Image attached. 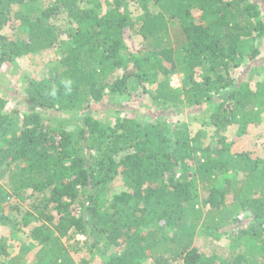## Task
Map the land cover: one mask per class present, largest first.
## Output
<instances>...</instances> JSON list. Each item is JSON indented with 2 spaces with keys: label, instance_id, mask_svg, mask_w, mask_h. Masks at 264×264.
Segmentation results:
<instances>
[{
  "label": "trees",
  "instance_id": "1",
  "mask_svg": "<svg viewBox=\"0 0 264 264\" xmlns=\"http://www.w3.org/2000/svg\"><path fill=\"white\" fill-rule=\"evenodd\" d=\"M262 4L0 0V88L54 55L27 111L0 99V264H264V137L237 147L264 132ZM136 88L151 109L124 113Z\"/></svg>",
  "mask_w": 264,
  "mask_h": 264
},
{
  "label": "rangeland",
  "instance_id": "2",
  "mask_svg": "<svg viewBox=\"0 0 264 264\" xmlns=\"http://www.w3.org/2000/svg\"><path fill=\"white\" fill-rule=\"evenodd\" d=\"M262 3H264V0H262ZM260 9L262 11V15H263V22H264V4H262V6H260ZM125 46L127 47V50L132 52L135 50V48L138 46V40L134 39V38H126L125 39ZM261 53L260 56L257 57L251 64H250V69H257L259 67H262V65L264 64V39H263V43L261 45ZM43 61L38 62V59L34 60L32 63L30 60L28 59H21L19 61H16L18 68L21 67L22 69H18L17 67H9L7 70L4 71V81L1 82L3 85L0 88V99H2L3 97L6 98L7 104L5 105L4 111L7 113H10L12 110L14 111H18L20 113L27 111L29 108L27 107V105L25 103H23L21 101V97L18 96V90H20L22 87H24V73H26V71L28 72H34L33 74L37 75V76H43L46 74V72L48 71V67L51 65L50 59H53L54 55L45 53L43 54ZM33 64V66H31ZM34 68V70L32 69ZM26 70V71H25ZM248 72V68L243 69L242 72H239L238 75H236L237 77H240L241 74L245 75L248 77L247 73L245 74V72ZM238 72V71H237ZM249 78L253 80H259L261 78V76L259 77L257 75V73L254 71L251 75H249ZM180 81L181 78L180 76H174L171 80V85L174 87H178L180 86ZM135 86V85H134ZM135 91V92H134ZM131 92H134L130 95V97L128 99H122V103L125 105V110L123 111L124 113L128 112L130 110H132L131 107H136L139 108L141 106V102L139 99H143L142 101V105H148V109L150 110L151 107L149 106V100H148V96L147 95H141L139 96V94L141 93L140 90H138V88H136V90L131 89ZM105 106V105H103ZM93 107V106H92ZM39 110V109H37ZM93 111V110H91ZM101 110H97L98 114L95 116L97 119H104L105 117H108L107 119H110L113 121L112 118V114H108V112L106 111H102L99 112ZM200 111L196 110L195 112H193V114H198ZM42 114L45 119H50L52 116L54 118V114L53 113H45L42 112L40 113ZM182 121H186L187 122H191L192 119H183L181 118ZM194 125V123H192ZM192 128L198 129L197 127L193 126ZM262 132V131H261ZM250 139H249V143L245 142V143H237V147L240 148H246L248 146H253V147H257L259 145V142L263 139L264 137V132H262L261 134H256L254 131L250 132ZM262 136V137H261ZM260 137V138H257ZM257 138V139H256ZM259 139V141H258ZM247 143V144H246ZM0 236H9V232L6 231V228H0ZM9 251L13 254V255H22L25 260H27V262H30L33 259V255L35 253V247L33 245L30 244H25L24 247H20V245H18V242L16 240H10L9 241ZM196 245L202 249V250H206L207 249V239L206 238H202V237H198L196 240ZM20 248L25 249V254L22 253V250H20ZM74 256V255H73Z\"/></svg>",
  "mask_w": 264,
  "mask_h": 264
},
{
  "label": "clouds",
  "instance_id": "3",
  "mask_svg": "<svg viewBox=\"0 0 264 264\" xmlns=\"http://www.w3.org/2000/svg\"><path fill=\"white\" fill-rule=\"evenodd\" d=\"M54 94V93H53Z\"/></svg>",
  "mask_w": 264,
  "mask_h": 264
}]
</instances>
